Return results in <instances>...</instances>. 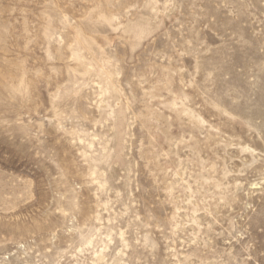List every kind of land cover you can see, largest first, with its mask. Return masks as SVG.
<instances>
[{
    "label": "rangeland",
    "instance_id": "obj_1",
    "mask_svg": "<svg viewBox=\"0 0 264 264\" xmlns=\"http://www.w3.org/2000/svg\"><path fill=\"white\" fill-rule=\"evenodd\" d=\"M0 264H264V0H0Z\"/></svg>",
    "mask_w": 264,
    "mask_h": 264
}]
</instances>
